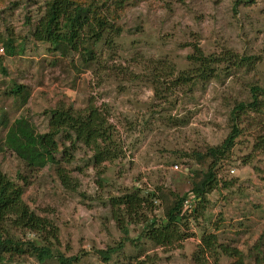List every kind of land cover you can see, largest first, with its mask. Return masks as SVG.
<instances>
[{
	"label": "rangeland",
	"instance_id": "obj_1",
	"mask_svg": "<svg viewBox=\"0 0 264 264\" xmlns=\"http://www.w3.org/2000/svg\"><path fill=\"white\" fill-rule=\"evenodd\" d=\"M43 2L0 0V36L23 50L10 57L0 44V147L19 117L44 134L50 111L93 105L109 112L120 154L96 166L88 149L66 143L68 163L60 151V165L34 170L0 151V175L21 187L29 209L57 230L55 239L48 237L54 257L42 264H60L56 256L76 258L70 264H194L204 234L237 249L243 264H258L256 257L264 256V111L249 109L240 117V135L216 169L218 184L207 202L197 207L188 193L195 173L207 170L193 154L219 146L231 131L234 106L251 101L252 87H264V0H129L117 21L121 33L113 51L99 46L89 67L78 55L61 58L48 44L32 40ZM195 48L205 56L229 51L251 63L228 64V71L223 63L216 78L194 86L175 87L171 79L158 83L157 62L172 66L176 77L193 69L187 58ZM15 85L23 97L11 93ZM57 142L61 150L62 140ZM58 168L65 170L68 189ZM134 189L153 205V213L143 210L147 219L163 218L175 197L188 194L186 239L160 248L141 235L143 224L126 223L127 236L120 232L110 200ZM8 231L15 242L43 240L26 230ZM24 250L4 255L0 264H40ZM108 250L113 252L107 261L97 254ZM235 261L220 255L218 264Z\"/></svg>",
	"mask_w": 264,
	"mask_h": 264
},
{
	"label": "trees",
	"instance_id": "obj_2",
	"mask_svg": "<svg viewBox=\"0 0 264 264\" xmlns=\"http://www.w3.org/2000/svg\"><path fill=\"white\" fill-rule=\"evenodd\" d=\"M128 2L129 0H104L99 4L98 0H89L87 3L77 0H44L40 17L32 26L31 38L37 43L48 44L51 52L57 53L61 58L78 55L82 65L89 67L96 61V48L102 45L104 50L113 51L114 41L121 33L117 21ZM0 44L4 47L7 56H15L20 51H15L13 43L9 39L3 41L1 36ZM20 52L23 53V50ZM187 59L193 69L181 72L176 77L172 66L165 65L161 68V63L157 62L155 78L158 83L162 79L165 81L171 79L175 87L194 86L198 81L207 82L216 78V73L223 63H226V71L230 67H241L245 63L249 66L251 63L250 59L239 58L229 51L220 56H205L198 48H195ZM72 63H74L73 59ZM75 68L77 69V66ZM22 90L21 86L15 85L11 93L23 97ZM250 95L249 103H238L231 111L232 127L226 139L219 146L208 148L204 154L196 153L192 156L194 161L207 168L205 173L193 174L195 180L188 193L197 207L207 202V195L218 184L216 169L240 135L237 126L240 117L249 109H254L256 113L264 111V87H252ZM108 118L109 112L105 108L103 110L93 105H88L79 111L57 108L49 113L48 131L38 134L25 117H19L8 128L3 140L4 147H0V151H10L29 168L40 170L49 164L60 165L61 161L55 158L60 151L63 156L62 162L68 163L71 156L65 144L69 143L71 149L80 144L90 151L94 165L111 163L118 160L120 148L114 138L115 129ZM57 138L62 140L61 150ZM56 172L62 186L68 189L69 180L65 170L58 168ZM140 192L134 189L129 194L110 200L111 216L119 231L127 236L126 223L143 224L141 235H144L155 247L160 248L173 246L185 240L187 236L182 230L183 227L185 228L182 222L189 217L186 213L187 207L184 205L188 194L175 197L163 218L147 219L143 210L147 208L148 212L153 213V205L148 203L146 198L141 197ZM22 196L21 187L0 175V262L4 255L11 252L24 253V249H27L30 255L42 264L54 257L48 239L50 237L55 239L57 230L47 219L35 215L24 203ZM195 210L194 214H196ZM124 215L128 218L127 222L124 221ZM11 227L38 234L43 238L41 244L44 242V245L38 241L15 242L8 234ZM111 252L113 251H99L97 254L107 261ZM220 255L236 259L237 262L232 264H243L242 254L235 248L218 244L215 234H204L200 238L193 262L207 264L212 259L214 264H218ZM56 259L60 264L76 261V258L66 260L62 256H56ZM255 261L264 264V256L260 259L256 257Z\"/></svg>",
	"mask_w": 264,
	"mask_h": 264
},
{
	"label": "built area",
	"instance_id": "obj_3",
	"mask_svg": "<svg viewBox=\"0 0 264 264\" xmlns=\"http://www.w3.org/2000/svg\"><path fill=\"white\" fill-rule=\"evenodd\" d=\"M185 204H187V202H185Z\"/></svg>",
	"mask_w": 264,
	"mask_h": 264
}]
</instances>
